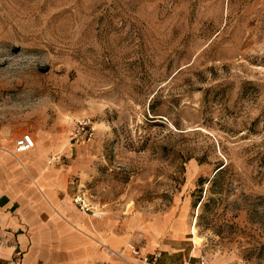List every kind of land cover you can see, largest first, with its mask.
I'll use <instances>...</instances> for the list:
<instances>
[{
	"label": "rangeland",
	"instance_id": "374dc122",
	"mask_svg": "<svg viewBox=\"0 0 264 264\" xmlns=\"http://www.w3.org/2000/svg\"><path fill=\"white\" fill-rule=\"evenodd\" d=\"M23 133L57 198L165 229L158 264H264V0H0V147Z\"/></svg>",
	"mask_w": 264,
	"mask_h": 264
},
{
	"label": "crops",
	"instance_id": "0c3cea01",
	"mask_svg": "<svg viewBox=\"0 0 264 264\" xmlns=\"http://www.w3.org/2000/svg\"><path fill=\"white\" fill-rule=\"evenodd\" d=\"M35 148L15 154L0 147V227L9 230L11 242L7 247H0L3 262L143 264L137 258L121 261L115 257L119 258L118 253L130 243V234L119 233L117 221L106 216L103 210L93 205L102 213L101 217H93L80 210L74 198L73 203L57 198L71 169L58 167L57 161L54 165L50 153H45V146ZM53 148L58 149V145ZM32 170L38 175L33 182ZM140 227L143 231H137V235L148 240L142 251L153 253L160 238L156 234L162 235L165 229L153 223ZM173 228L175 232L180 229ZM177 235L172 231V236ZM164 264L169 261L164 260Z\"/></svg>",
	"mask_w": 264,
	"mask_h": 264
},
{
	"label": "built area",
	"instance_id": "2783aa9c",
	"mask_svg": "<svg viewBox=\"0 0 264 264\" xmlns=\"http://www.w3.org/2000/svg\"><path fill=\"white\" fill-rule=\"evenodd\" d=\"M96 128L90 119L83 118L75 123L74 130L71 134V141L75 144L90 143L95 139ZM36 139L31 133H23L15 140V149L17 153L27 152L35 147ZM74 202L80 210L91 214L93 217H101L102 213L94 207L90 200L86 197L85 193L78 192L74 197ZM9 244L8 234H0V246ZM120 257H133L139 259L143 264H158L161 252L145 253L140 247L131 244L124 248L120 253ZM0 264H10L0 262ZM193 264H210L206 260H200Z\"/></svg>",
	"mask_w": 264,
	"mask_h": 264
},
{
	"label": "bare ground",
	"instance_id": "6f19581e",
	"mask_svg": "<svg viewBox=\"0 0 264 264\" xmlns=\"http://www.w3.org/2000/svg\"><path fill=\"white\" fill-rule=\"evenodd\" d=\"M66 139H67V138H66ZM67 140H68V139H67ZM35 147H36V144H35ZM31 150H32V149H31ZM193 233H194V235H195V239L200 240V238H199V236H198V234H197V228H196V226L193 227ZM129 245H131V243H129V244L127 245V247H128Z\"/></svg>",
	"mask_w": 264,
	"mask_h": 264
}]
</instances>
